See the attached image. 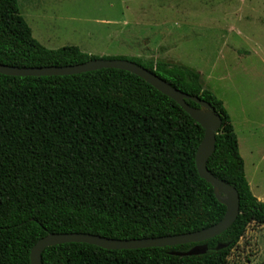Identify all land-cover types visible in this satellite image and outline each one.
Wrapping results in <instances>:
<instances>
[{"label": "trees", "instance_id": "trees-1", "mask_svg": "<svg viewBox=\"0 0 264 264\" xmlns=\"http://www.w3.org/2000/svg\"><path fill=\"white\" fill-rule=\"evenodd\" d=\"M96 59L76 47L47 50L33 39L18 0H0V65L61 68ZM117 60L144 68L219 115L207 170L236 190L239 216L227 231L201 244L132 251L63 244L46 249L42 264H228L249 227L264 228V202L245 179L223 103L204 88L199 74L183 66ZM203 136L173 100L123 71L0 75V264H30L32 247L51 234L129 241L213 227L226 209L197 172ZM200 245L207 247L203 255H172ZM218 245L226 248L216 250Z\"/></svg>", "mask_w": 264, "mask_h": 264}, {"label": "rangeland", "instance_id": "rangeland-1", "mask_svg": "<svg viewBox=\"0 0 264 264\" xmlns=\"http://www.w3.org/2000/svg\"><path fill=\"white\" fill-rule=\"evenodd\" d=\"M18 9L47 50L199 74L223 103L245 179L264 202V0H18ZM228 264H264L263 227H249Z\"/></svg>", "mask_w": 264, "mask_h": 264}, {"label": "water", "instance_id": "water-1", "mask_svg": "<svg viewBox=\"0 0 264 264\" xmlns=\"http://www.w3.org/2000/svg\"><path fill=\"white\" fill-rule=\"evenodd\" d=\"M100 70H118L132 74L164 96L179 105L203 130L204 136L195 156L197 172L201 179L213 189L218 203L226 209L223 219L208 229L173 237L120 241L88 234H51L40 239L30 251V264H42L43 252L63 244H87L108 251H132L152 248H171L182 245L201 244L227 231L239 216V197L235 189L215 178L207 170V162L215 150L216 136L221 127V119L211 106L195 97L185 95L144 68L124 60L96 59L87 63L61 68L19 69L0 65V75L8 77H63L86 74ZM186 101L195 103L199 108H191ZM226 248L218 245L216 250ZM207 247L195 246L186 253H172L177 257H193L205 254Z\"/></svg>", "mask_w": 264, "mask_h": 264}, {"label": "crops", "instance_id": "crops-1", "mask_svg": "<svg viewBox=\"0 0 264 264\" xmlns=\"http://www.w3.org/2000/svg\"><path fill=\"white\" fill-rule=\"evenodd\" d=\"M257 200H259V199H257ZM260 202H263V201H260Z\"/></svg>", "mask_w": 264, "mask_h": 264}]
</instances>
